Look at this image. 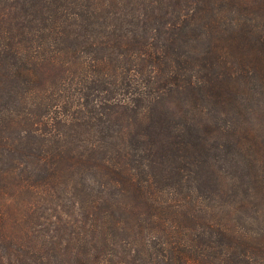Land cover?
<instances>
[{"label": "trees", "instance_id": "trees-1", "mask_svg": "<svg viewBox=\"0 0 264 264\" xmlns=\"http://www.w3.org/2000/svg\"><path fill=\"white\" fill-rule=\"evenodd\" d=\"M0 264H264V0H0Z\"/></svg>", "mask_w": 264, "mask_h": 264}]
</instances>
